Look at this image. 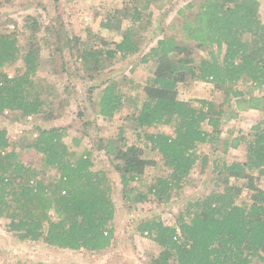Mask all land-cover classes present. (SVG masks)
Returning <instances> with one entry per match:
<instances>
[{
    "label": "trees",
    "instance_id": "16d2710c",
    "mask_svg": "<svg viewBox=\"0 0 264 264\" xmlns=\"http://www.w3.org/2000/svg\"><path fill=\"white\" fill-rule=\"evenodd\" d=\"M178 1L186 6L174 18L176 34L149 40L153 42L149 49L141 50L153 9ZM194 9L192 0H122L121 17L111 13L101 22L104 29L118 30L119 40L96 43L90 37L66 38L70 56L88 77L101 78L110 63L132 58L131 73L148 64L156 73L137 84L126 75L99 85L97 115L105 121L133 102L139 104L131 106L113 136L99 143L108 166L97 161L101 155L95 157L94 150L79 153L78 144H66L68 126H56L38 127L37 136L21 144L41 155L40 166L30 168L19 157V142L0 128V220L8 234L55 250L100 254L112 245L116 233L118 209L111 173L118 174L123 208L131 213L145 203L167 204L179 196L201 161V173L212 166L216 188L185 202L175 225L155 217L138 226V233L152 237L159 247L149 264H264V188L257 185L264 179V117L247 134L230 130L222 137L223 125L234 117L232 109L264 112V95L255 94L264 89L260 4L258 0H204ZM115 19L127 20L129 26L114 30ZM24 28L29 35L23 44L15 30L0 31V118L17 112L21 120L53 114L44 106L48 99L53 102L55 88L37 74L43 49L59 52L63 40L56 36L53 43V28H47L49 35L43 40L39 38L38 22L31 16L26 17ZM207 49L211 50L205 56L200 54ZM61 58L64 69L66 61ZM11 67L15 68L12 77L6 71ZM187 82L215 85L224 98L220 103L199 100V106L181 100L178 88ZM245 86L251 90H244ZM129 90H135L136 97H130ZM84 113L81 110L78 116ZM128 126L133 128L134 141L127 136ZM163 126L172 132L159 130ZM153 128L157 130L150 131ZM216 143L220 153L213 160L198 153L200 145L213 144L216 149ZM232 151L242 153V158L224 156ZM161 164L166 170L147 182L145 169ZM48 171L58 174L54 181L44 177Z\"/></svg>",
    "mask_w": 264,
    "mask_h": 264
},
{
    "label": "rangeland",
    "instance_id": "374dc122",
    "mask_svg": "<svg viewBox=\"0 0 264 264\" xmlns=\"http://www.w3.org/2000/svg\"><path fill=\"white\" fill-rule=\"evenodd\" d=\"M260 4V17L264 20V0H258ZM195 3L194 11L198 10L199 5L204 0H192ZM122 0H0V31L5 29L15 30L19 33L20 42L23 44L28 40L29 31L24 28L27 16H31L38 22L37 35L43 38L49 33L47 28H53V43L61 38L63 41L59 44L61 50L51 53L46 48L42 51L43 64L38 72V79L45 81L54 86L52 95L53 102L48 99L47 111L53 112L48 117L45 114L20 119L19 113H5L0 118V128L7 129L9 136L19 142L17 151L24 165L30 168L40 166L41 155L33 150H27L21 144L30 141L37 136L34 131L38 127L48 129L51 127L68 126V135L64 142L69 146L78 144V152L82 153L87 149L94 150L96 156L100 154L98 160L108 166V158L104 153L98 150L99 143H104L107 138L113 136L117 127L123 119L130 114L138 102L126 106L122 113L109 121L103 120L97 115V104L100 96L102 84L105 80L119 78L128 75L133 82L141 83L147 76L155 74L156 69L151 65L139 66L134 73L131 68L135 63L134 58L126 61L118 59L115 64L107 65L104 75L101 78L88 77L80 67V63L70 56V47L66 45L67 39L74 36L82 38L90 37L96 43H101L102 39L119 40L121 35L119 31L107 30L101 27V22L106 21L109 14H114L120 18ZM186 6V2L178 1L166 4L162 9L154 8L152 25L145 35V40L141 42V50L147 51L152 43L160 36L176 34V27H172L175 22L177 11ZM190 16V10L186 11ZM120 26L125 29L129 26L127 20H114L113 29ZM174 28V29H172ZM56 36L58 38H56ZM153 41L148 43L147 41ZM150 41V42H151ZM41 42V41H40ZM63 46V47H62ZM201 51L200 54L205 56L208 51ZM143 54V53H142ZM141 55V54H140ZM65 59L64 69L61 67L62 58ZM53 58V61L47 63V60ZM8 74L12 77L15 75V68H7ZM250 91L249 86L243 88ZM130 97H136L135 90H129ZM142 90H139V92ZM138 92V93H139ZM255 94L264 95V89L255 90ZM178 98L189 101L195 106H199V100H211L220 103L224 94L217 90L215 85H209L202 82H187L181 84L178 88ZM234 100V99H233ZM92 103V104H91ZM91 107V108H90ZM46 109V108H45ZM84 110V116H78V113ZM234 117L223 125L222 137H226L228 131H234V134H247L250 128L258 123L264 117V112L253 110H236ZM46 116V117H45ZM87 123L84 125V123ZM204 129L211 130L204 124ZM127 136L131 141L135 140L132 134L133 128L127 127ZM153 128L150 131H155ZM159 130L172 132L171 127H161ZM202 144L198 147V153L201 156H209L211 160L220 153V143ZM218 148V149H217ZM224 155V154H223ZM232 160L242 158V153L232 151L224 155ZM166 170L161 164L158 167H149L144 171V177L147 182L153 181L154 176ZM206 172L201 173V161L193 172L191 183L181 192L179 196L174 195L169 203H145L137 207L136 211L127 212L123 208V201L120 195L118 185L119 177L117 173H111L115 185L113 190V202L118 209L115 222L116 233L112 245L108 250L100 253L89 255L85 251L72 252L69 250L51 249L42 242H20L11 234H8L4 227L3 221L0 220V264H149L153 255L159 252V247L155 244L152 237L141 236L138 233V226L145 220L160 217L167 225H175L176 214L182 209V206L189 199L201 197L209 194L212 189L216 188V175L212 173V166L206 167ZM58 174L55 171H48L44 177L48 181H54ZM257 185L264 188V179L257 180ZM53 215V213H52Z\"/></svg>",
    "mask_w": 264,
    "mask_h": 264
}]
</instances>
